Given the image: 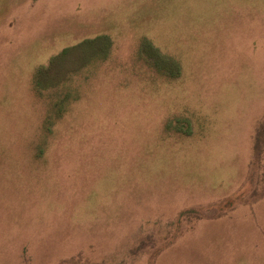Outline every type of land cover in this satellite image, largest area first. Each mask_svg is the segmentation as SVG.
Segmentation results:
<instances>
[{"label": "rangeland", "instance_id": "1", "mask_svg": "<svg viewBox=\"0 0 264 264\" xmlns=\"http://www.w3.org/2000/svg\"><path fill=\"white\" fill-rule=\"evenodd\" d=\"M0 264H264V0H0Z\"/></svg>", "mask_w": 264, "mask_h": 264}, {"label": "trees", "instance_id": "2", "mask_svg": "<svg viewBox=\"0 0 264 264\" xmlns=\"http://www.w3.org/2000/svg\"><path fill=\"white\" fill-rule=\"evenodd\" d=\"M54 63H50L49 65H48V67H46V66H42V67H40V73H41V75H45V73H47L48 74V70H49V68L51 67V65H53ZM40 75V74H39ZM51 77V76H50ZM42 85V84H41Z\"/></svg>", "mask_w": 264, "mask_h": 264}]
</instances>
